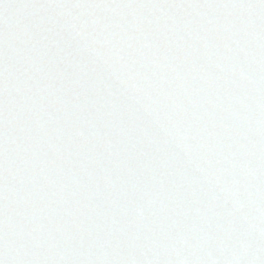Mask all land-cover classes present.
Returning <instances> with one entry per match:
<instances>
[{"label":"snow or ice","instance_id":"1","mask_svg":"<svg viewBox=\"0 0 264 264\" xmlns=\"http://www.w3.org/2000/svg\"><path fill=\"white\" fill-rule=\"evenodd\" d=\"M0 264H264V0H0Z\"/></svg>","mask_w":264,"mask_h":264}]
</instances>
